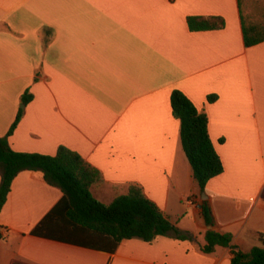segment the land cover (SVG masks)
I'll return each instance as SVG.
<instances>
[{
	"label": "crops",
	"instance_id": "crops-1",
	"mask_svg": "<svg viewBox=\"0 0 264 264\" xmlns=\"http://www.w3.org/2000/svg\"><path fill=\"white\" fill-rule=\"evenodd\" d=\"M188 16H220L224 26L191 30ZM242 23L264 34V0H0V137L23 108L13 150H75L101 172L98 200L138 184L192 235L124 239L108 252L58 231L34 234L62 192L23 170L0 210V264H228L229 246L201 250L209 228L231 233L243 251L262 246L264 40L246 46ZM174 89L207 114L223 163L202 193L172 113ZM26 90L32 99L21 107Z\"/></svg>",
	"mask_w": 264,
	"mask_h": 264
},
{
	"label": "trees",
	"instance_id": "trees-1",
	"mask_svg": "<svg viewBox=\"0 0 264 264\" xmlns=\"http://www.w3.org/2000/svg\"><path fill=\"white\" fill-rule=\"evenodd\" d=\"M191 30L217 29L224 26L220 16H188ZM246 46L264 40V34H251L242 23ZM32 94L26 90L21 103L27 104ZM216 95L207 96L214 101ZM174 117L180 122V141L191 165L193 177L200 193L208 180L223 171V163L208 132V117L179 89L171 93ZM23 113V108L10 125L7 133L0 137V210L6 201L14 177L23 170H39L45 181L58 187L61 199L33 228L32 233L51 235L81 243L95 249L114 252L124 239L140 238L151 242L157 236L167 235L179 240H191L192 235L181 230L150 198L141 186L131 183L126 193H115L109 203L98 200L92 187L103 182L101 172L87 162L78 152L59 145L52 155L13 150L8 136L13 133ZM200 213L206 225L213 226L214 219L206 200L200 205ZM201 250L211 253L216 246L230 247L232 256L228 264H264V234L258 233L262 246H253L247 251L231 243L229 232L209 228L204 233Z\"/></svg>",
	"mask_w": 264,
	"mask_h": 264
},
{
	"label": "water",
	"instance_id": "water-1",
	"mask_svg": "<svg viewBox=\"0 0 264 264\" xmlns=\"http://www.w3.org/2000/svg\"><path fill=\"white\" fill-rule=\"evenodd\" d=\"M21 107H24V104H21ZM202 196L204 197V196H205V194L203 193V194H202Z\"/></svg>",
	"mask_w": 264,
	"mask_h": 264
},
{
	"label": "rangeland",
	"instance_id": "rangeland-1",
	"mask_svg": "<svg viewBox=\"0 0 264 264\" xmlns=\"http://www.w3.org/2000/svg\"><path fill=\"white\" fill-rule=\"evenodd\" d=\"M198 195H199V193H198ZM197 197H199V196H197Z\"/></svg>",
	"mask_w": 264,
	"mask_h": 264
}]
</instances>
